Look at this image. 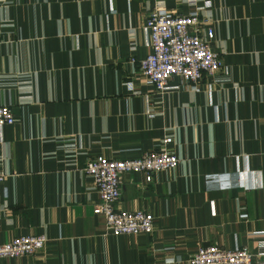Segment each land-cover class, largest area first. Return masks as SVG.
I'll use <instances>...</instances> for the list:
<instances>
[{
    "label": "crops",
    "instance_id": "0c3cea01",
    "mask_svg": "<svg viewBox=\"0 0 264 264\" xmlns=\"http://www.w3.org/2000/svg\"><path fill=\"white\" fill-rule=\"evenodd\" d=\"M196 8L222 68L157 91L138 66L146 16ZM0 106L15 119L0 126V244L47 239L0 264H189L209 245L264 264V0H0ZM162 148L177 166L124 173L115 204L153 231H106L86 163Z\"/></svg>",
    "mask_w": 264,
    "mask_h": 264
},
{
    "label": "built area",
    "instance_id": "2783aa9c",
    "mask_svg": "<svg viewBox=\"0 0 264 264\" xmlns=\"http://www.w3.org/2000/svg\"><path fill=\"white\" fill-rule=\"evenodd\" d=\"M205 6L209 3L204 2ZM144 29L151 52L139 62L141 76L157 91L171 88L169 79L180 78L192 89L206 73L212 75L222 68L220 55L209 45L207 38L213 30L208 19L201 16L198 8L188 14H178L164 9H155L146 16ZM15 121L8 106H0V126ZM180 159L166 149L151 150L134 159H109L104 157L88 161L84 171L96 185L99 201L93 213L104 219L106 231L113 235L151 233L153 215L147 211H128L115 204L121 196V179L124 173H141L150 182L153 174L173 169ZM6 178L0 170V226L4 217L3 183ZM44 235H26L0 244V257L31 255L44 248ZM254 255L247 247L222 249L216 245L200 247L189 258V264H254Z\"/></svg>",
    "mask_w": 264,
    "mask_h": 264
}]
</instances>
